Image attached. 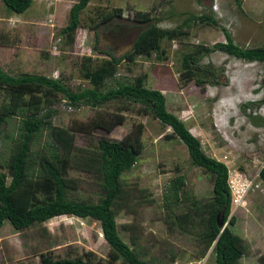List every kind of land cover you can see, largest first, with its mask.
I'll return each mask as SVG.
<instances>
[{
    "label": "rangeland",
    "instance_id": "rangeland-1",
    "mask_svg": "<svg viewBox=\"0 0 264 264\" xmlns=\"http://www.w3.org/2000/svg\"><path fill=\"white\" fill-rule=\"evenodd\" d=\"M76 1L34 0L22 14H11L0 0V67L12 76L57 78L75 91L92 86L106 90L114 87L116 80L134 83L139 77L145 87L160 90L167 110L199 139L203 152L226 164L232 193L230 215L236 218L233 231L246 247L240 264H261L264 62L211 51L194 62L212 71L198 85L195 77H189L183 56L200 46L226 42V31L240 47L263 44L264 0H90L80 12L79 27L69 37L61 29ZM136 12L149 13L154 20L140 23ZM191 13L210 14L217 25L191 21L189 27L182 28L183 34L162 38L158 50L126 57L138 34L152 23L176 28ZM108 15L110 19L105 21ZM111 56L122 57L114 77H101L93 85L85 73L106 65ZM4 92L0 89V104L6 98ZM51 105L57 110L51 124L73 133L76 157L95 148L102 137L123 140L133 137L141 126L142 149L137 162L121 175L126 193L116 212L121 237L151 264H215L211 249L200 257L198 219L184 228L178 226L163 200V192L176 175H184L185 185L175 215L184 214L193 199H209L212 190L211 176L191 163L185 144L179 138H168L172 132L169 126L134 103L114 100L98 107L75 108L61 97ZM100 113L108 119L123 115V121L107 132L96 127ZM20 119L18 113L3 125L2 160L8 156ZM52 140L50 131L42 129L32 142L33 154L45 152ZM67 167V174L76 182L70 188L72 196L97 200L101 187L93 169L70 159ZM108 250L97 221L72 215L56 216L21 231L7 221L0 228V264H42L41 253L47 251L58 258L80 255L109 264Z\"/></svg>",
    "mask_w": 264,
    "mask_h": 264
},
{
    "label": "trees",
    "instance_id": "trees-1",
    "mask_svg": "<svg viewBox=\"0 0 264 264\" xmlns=\"http://www.w3.org/2000/svg\"><path fill=\"white\" fill-rule=\"evenodd\" d=\"M33 1L1 0L11 14H22ZM89 1L77 0L71 5L66 25L61 29L63 34L73 37L80 24V12ZM109 16L105 17V21L110 19ZM136 16L140 23L154 20L149 13L136 12ZM191 21L212 25H217L218 22L210 14L191 13L176 28L164 29L152 23L138 34L132 51L126 54V57L131 58L137 53L158 50L162 38L172 39L180 33L183 34L182 28L189 27ZM225 37L226 42H217L211 47L200 46L183 56V65L189 77H195L198 85H201L206 77H210L212 71L209 67H197L194 62L211 51L220 50L237 58L264 62V42L259 46L240 47L233 42L229 32H225ZM121 59L122 57L111 56L109 63L94 71H87L85 76L93 85L101 77L113 78L116 65ZM115 84L106 90L92 86L75 91L57 78L41 74L12 76L0 67V89L5 90L6 95L0 104V138L3 125L8 123L10 118L18 113L22 117L17 135L11 137L12 144L7 158L2 160L0 154V228L7 221L14 230L21 231L60 215L95 220L99 223L102 236L109 247L107 260L109 264L116 261L122 264H151L148 260L142 259L139 253L123 240L116 222L120 200L126 195L121 175L137 162L142 149L141 126H138L133 137L128 135L123 140L114 141L102 137L97 141L95 148H91L87 153L81 152L79 157H76L77 154L73 152L75 150L73 133L69 129L53 127L51 124V118L57 111L51 104L60 101L61 97L69 106L75 108L82 105L98 107L116 100L121 103L138 104L153 118L169 126L172 132L168 138H179L187 148L191 163L211 176L210 198L204 202L191 200L184 214L175 215L174 211V207L180 209L181 194L185 185L183 174L171 179L162 197L167 211L172 212L178 226L184 228L186 224H192L193 220L198 219L201 225L200 257L211 249L215 264H240L246 247L240 235L233 231L236 218L230 215L232 193L226 164L203 152L199 139L187 129L183 121L167 110L165 97L160 90L145 87L141 77L134 83L116 80ZM101 114L100 121H95V124L107 132L123 121V115H118L116 119H108ZM44 128L50 131L53 142L45 152L33 154L32 142ZM69 159L93 169L101 187L97 200L76 199L72 196L70 188L76 182L67 174ZM261 176L264 179V170ZM40 257L42 264H105L80 255L58 258L49 251L41 253ZM260 260L261 264H264V254Z\"/></svg>",
    "mask_w": 264,
    "mask_h": 264
},
{
    "label": "clouds",
    "instance_id": "clouds-1",
    "mask_svg": "<svg viewBox=\"0 0 264 264\" xmlns=\"http://www.w3.org/2000/svg\"><path fill=\"white\" fill-rule=\"evenodd\" d=\"M73 216V215H72ZM77 217V216H76Z\"/></svg>",
    "mask_w": 264,
    "mask_h": 264
},
{
    "label": "water",
    "instance_id": "water-1",
    "mask_svg": "<svg viewBox=\"0 0 264 264\" xmlns=\"http://www.w3.org/2000/svg\"><path fill=\"white\" fill-rule=\"evenodd\" d=\"M221 224V223H220Z\"/></svg>",
    "mask_w": 264,
    "mask_h": 264
}]
</instances>
